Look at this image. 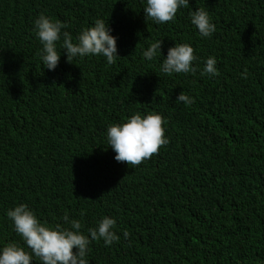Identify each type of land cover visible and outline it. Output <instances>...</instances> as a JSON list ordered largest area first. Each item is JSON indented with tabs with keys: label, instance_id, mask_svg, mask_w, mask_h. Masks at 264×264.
<instances>
[{
	"label": "trees",
	"instance_id": "obj_1",
	"mask_svg": "<svg viewBox=\"0 0 264 264\" xmlns=\"http://www.w3.org/2000/svg\"><path fill=\"white\" fill-rule=\"evenodd\" d=\"M143 7L0 0V247L23 243L5 213L26 203L50 225L79 219L85 234L114 217L120 239L92 241L89 264H264V118L252 127L264 116V0H189L165 24L145 21ZM196 8L215 24L210 38L190 23ZM41 13L73 37L102 18L120 57L69 63L62 51L44 69ZM150 32L189 44L196 72L166 75L162 55L144 59ZM210 56L215 77L201 75ZM180 92L192 103L177 102ZM135 112L161 114L168 143L138 165L118 163L106 128Z\"/></svg>",
	"mask_w": 264,
	"mask_h": 264
},
{
	"label": "clouds",
	"instance_id": "obj_2",
	"mask_svg": "<svg viewBox=\"0 0 264 264\" xmlns=\"http://www.w3.org/2000/svg\"><path fill=\"white\" fill-rule=\"evenodd\" d=\"M141 1L144 2L142 18L155 24L172 21L178 9H185L189 4V0ZM189 17L191 25L201 37L210 38L215 32V24L206 10L196 8L189 12ZM66 27L67 25L59 19L44 13L34 19L33 32L40 44L38 56L44 69L55 71L62 51L66 62L69 63H72L74 58L102 56L105 62L111 65L116 57H120L118 37L112 34L113 29L102 18L94 19L90 26L81 29L75 37L64 30ZM172 38L174 37H168L165 33L150 32L149 46L143 50V58L151 61L162 55L160 72L166 75L196 72L193 48L186 43L172 45L177 41ZM4 40L5 36L0 33V44ZM216 63L215 57H208L201 75L217 76L219 73ZM221 65L225 69L231 67L225 62ZM176 101L185 105L192 103L191 98L183 92L176 96ZM263 118L264 116H261L252 127ZM165 123L159 113L135 112L125 121L110 123L107 126L105 145L115 153L113 158L116 162L138 165L168 143ZM5 215L23 243L8 242L0 247V264H89L86 257L92 241L102 240L105 246H111L120 239L115 232L116 219L107 215L99 219L94 227L87 228V234L82 231L83 225L79 219L70 218L65 214L62 223L50 225L40 220L26 203L6 210ZM123 236L128 238L127 230L123 231Z\"/></svg>",
	"mask_w": 264,
	"mask_h": 264
}]
</instances>
